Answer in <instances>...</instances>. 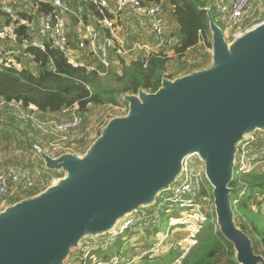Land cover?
Listing matches in <instances>:
<instances>
[{
	"label": "water",
	"instance_id": "water-1",
	"mask_svg": "<svg viewBox=\"0 0 264 264\" xmlns=\"http://www.w3.org/2000/svg\"><path fill=\"white\" fill-rule=\"evenodd\" d=\"M207 11L210 66L164 78L154 93L125 95L127 115L110 120L82 155L38 149L49 171L65 175L0 212V264H67L85 241L156 205L195 155L235 263L264 264L237 227L231 201L238 147L264 131V22L229 43Z\"/></svg>",
	"mask_w": 264,
	"mask_h": 264
},
{
	"label": "built area",
	"instance_id": "built-area-1",
	"mask_svg": "<svg viewBox=\"0 0 264 264\" xmlns=\"http://www.w3.org/2000/svg\"><path fill=\"white\" fill-rule=\"evenodd\" d=\"M87 1L93 3L100 13L97 24H86L84 14L78 12L76 14V11L69 6L66 0H0V11L8 21V24L0 30V68L22 70L25 66V60L31 59L27 52L30 47L42 51H46L48 47L55 49L63 54L68 63L75 68L94 69L96 67L90 63L95 61L104 65V67H109L113 64L111 57L114 54H120L127 58V55L130 57L136 52H147V56L155 53L164 54L168 57L169 50H172L175 58L184 63L186 70L191 69L192 71L206 64L204 55L210 53L211 49L207 46L203 37L194 48L176 53V50L181 46V41L169 32L166 11L167 0H157L152 3H144L142 0ZM209 1L218 16L222 17L228 26H237V29L232 33L224 32L225 35L232 34L233 40L241 37L247 30L254 27L251 23L257 9L262 5L261 0H258V6H254L253 0ZM23 2L28 5L26 12ZM43 4L51 6L52 10L41 12L40 7ZM28 10H31L30 13H28ZM68 14L75 15L79 20V29L73 34L65 22V17ZM88 18H90L89 15ZM136 22L139 26L137 32ZM21 26L27 28V33L19 37L18 30ZM146 34H151V44L143 40ZM167 50L168 55L165 54ZM5 105L7 104L0 99V107ZM9 106L14 107L23 119L31 121L34 127L51 136L50 142L53 141L49 142L50 151H45L49 155L56 157L67 153V150L74 152L76 155H82L87 151V148L75 150L62 147L63 143L68 142L69 134L79 130L84 123V116L80 113L78 106L64 110L58 117H40L41 115L38 114L35 107L24 109L21 104L16 102L11 103ZM235 169L237 176L264 173V131L255 132L239 145ZM204 171V164L198 156L186 158L182 175L169 192L161 194L157 210L142 208L123 219L116 227L119 228V235L121 236L124 232H131L139 226L151 227L156 225V221L151 214H156L160 208H166L171 203H178L182 208L192 207L201 213L200 206L197 204L196 199H192V196L197 189L205 188L200 185L202 182L198 184L201 179V172L204 173ZM50 172L45 166L42 174H35L24 165H10L0 171V195H7L9 190L12 191L13 196H17L20 192H42L45 190V175ZM246 189L247 187H244L242 192L245 191L246 193ZM262 207L263 204L259 206V209L264 212ZM188 217L191 219V215L188 214ZM173 222L176 224H173ZM178 224L190 225L188 221H183L181 218L170 220L167 235L172 229L176 228L175 226H179ZM189 231L188 236L186 235L187 237L184 238V242L196 238L195 232L190 228ZM106 236L85 241L81 249L73 254V256L78 254L80 260L74 262L75 259L73 258L71 261V258L67 264H76L89 257H93V260L97 258L95 254L103 252L111 245L109 243L110 239L105 242ZM167 237L164 238V241L166 244H170ZM155 244L145 250L141 257L156 256L162 246L158 245L154 248ZM177 245L181 246L180 242ZM124 257L126 256L119 257L114 254L107 259L100 260L103 263L98 264H118L120 261L124 263L131 262L126 260L127 257ZM133 259L137 260L138 258L134 257Z\"/></svg>",
	"mask_w": 264,
	"mask_h": 264
},
{
	"label": "trees",
	"instance_id": "trees-1",
	"mask_svg": "<svg viewBox=\"0 0 264 264\" xmlns=\"http://www.w3.org/2000/svg\"><path fill=\"white\" fill-rule=\"evenodd\" d=\"M142 1L152 3L157 0ZM86 2L83 16L85 23L97 24L100 19L99 11L93 3L87 0ZM207 8L212 9L213 17L219 24L218 14L207 0H167L166 11L172 12L173 18L179 26L178 38L181 41V46L176 50V53L194 48L200 42L201 37L206 40L207 46L211 49ZM51 10L49 5L43 4L40 7L41 12ZM76 14L78 13L76 12ZM65 22L69 30H73L78 26L79 20L75 15L68 14L65 17ZM26 33L27 28L21 26L18 30L19 37ZM27 52L31 59L25 60L22 70L0 68V99L7 104L0 107V111L11 109L9 105L16 102L21 104L24 109L35 107L38 114L41 115L40 117H47V114H60L74 106H78L80 113L84 114L90 106H117L120 102L125 101V95L138 94L140 90L154 93L161 87L164 78L175 79L180 75L192 72L191 69L186 70L183 62V66L180 68L168 69L169 61L174 58L166 57L164 54L154 53L145 58L138 57L128 61L121 59L117 64L113 63L109 67H104L95 61V64H90L96 68L89 69L73 67L63 54L49 47L46 51L30 47ZM175 60L179 61L177 58ZM31 65L35 71L31 70ZM9 114L11 113L9 112ZM11 118L6 123L0 121V125L7 127L3 132L1 130L0 145L3 144V138H9L5 144L7 146L18 142L19 147H23L22 144L24 145L26 142L28 148L34 150V144L29 142L26 130L21 129V125L15 118L12 116ZM24 122L33 129L31 121L24 119ZM231 187L233 189L231 201L237 227L252 239L255 253L259 254V248L264 249V213L260 210L255 213L249 205L256 190L259 191L260 196H264V173L236 175ZM244 187H247V190L244 197H241V190ZM36 194L38 193L27 192L25 197H32ZM198 195H207V191L202 189ZM20 200L21 198L14 199L10 205ZM159 200L160 198L158 202ZM253 203L258 206L262 205V202L256 198ZM153 207L157 210L158 203ZM149 229L151 228L148 226L147 230ZM153 244L149 243V246L148 244L145 246L151 247ZM117 246L119 247V245ZM112 253L114 250L111 246L95 255L98 259H107ZM187 254L182 258V264H236L232 244L219 233V230L214 233L213 224H206L197 238V244ZM172 255L169 253L153 258L146 256L143 257V262L145 264H172L180 257L181 252H177V255H173V257ZM261 255L264 257V250ZM137 257H141V254ZM92 260L93 257H89L81 262L82 264H92Z\"/></svg>",
	"mask_w": 264,
	"mask_h": 264
},
{
	"label": "rangeland",
	"instance_id": "rangeland-1",
	"mask_svg": "<svg viewBox=\"0 0 264 264\" xmlns=\"http://www.w3.org/2000/svg\"><path fill=\"white\" fill-rule=\"evenodd\" d=\"M69 6L73 8L74 11L78 13H82L81 10H84L85 5L87 4L86 0H66ZM209 1V0H207ZM254 6H258L259 2L258 0H253ZM262 5L257 9L254 20L251 23L253 26L259 25L264 22V0H261ZM209 4L211 2L209 1ZM24 16V15H23ZM218 22L219 26L222 28V30L226 33H232L237 29V26H228L225 22V20L218 16ZM2 29V28H0ZM78 28H74L73 31H77ZM211 35V34H210ZM226 40L231 43L233 42L232 34L225 35ZM209 41L212 42V36H209ZM170 53H172V50H169ZM165 54L168 55V50L165 51ZM131 59H136V54L124 59V61H128ZM204 62L206 64L204 65L205 68L210 66L212 63V48L210 53H206L204 55ZM115 60V58H114ZM121 61V58L116 57V61ZM123 60V59H122ZM169 67L168 69H176L183 66V63L179 60L171 59L169 61ZM203 66V67H204ZM34 67L31 65V70H33ZM198 67L195 69L197 70ZM35 71V69L33 70ZM14 108V107H13ZM3 109L0 111V121L1 122H8L12 118H15L17 120V123H19L22 130H26L29 137V142L34 144V150L28 148V144L25 142L23 147H19V143L14 142L11 146H7V142L9 141V138H3V144L0 145V171H3L10 165H18L15 163H20L21 165H24L25 167L29 168L31 171H33L35 174H42L44 172V162L40 157L39 150L42 149L43 151H50L49 150V144L50 142V135H47L43 131L37 129L36 127H33V129L29 126L28 123L24 122V119L19 115V112L15 109ZM129 110V104L124 101L120 102L117 106H111V105H105V106H90L88 111L82 114L84 116V123L80 126L79 130H77L74 133H70L68 138V142L63 143L62 147H68L73 148L75 150H78L79 148H82V150L88 148L92 145V143L100 136L101 131L103 128L109 123L110 120H112L115 117H121L127 115ZM9 112L11 114H9ZM60 114H47V117H58ZM15 116V117H14ZM1 124V123H0ZM7 127H4L0 125V134L1 130L2 132L6 130ZM11 140V139H10ZM50 142V143H49ZM6 146V147H5ZM37 148V149H36ZM65 151V150H63ZM67 153H73L70 150H67ZM59 172V173H55ZM51 171L48 175H45L44 179V188L47 189L50 186L54 185L58 179L62 178L65 174L62 175V172L60 171ZM61 173V174H60ZM205 173V171H204ZM201 172V179L198 181V184L202 182L200 185L205 188H199L195 191L194 195L192 196L193 200L196 199L197 204L200 206L201 213L192 207L182 208L179 206L178 203H171L166 208H162V210H159L156 214H151L153 219L156 221L157 226H151L149 230L148 227H137L133 229L131 232H124L122 235H119V228H116L114 230V233L111 232L107 234L105 242L110 239V248L112 246L114 253L111 255L115 256H126L127 261H131L130 263H124L120 261L118 264H145L143 262V257H137L139 254L142 255V253L147 250L149 246V243H156L154 248H156L158 245H161V249L159 253L156 254V256H164L169 253H172L173 255H177V252H181L180 257L173 262L172 264H182V258L184 256L188 255L187 253H190V251L194 248V246L197 244V238L202 233L203 228L206 226V224H213L214 226V233L218 231V228L216 226L215 220V208L213 203V197L212 194L213 191H211V185L209 184L207 178L205 177V174ZM235 175L237 174L236 169L234 170ZM203 190L207 191V195L199 196V192ZM243 190V189H242ZM241 190V191H242ZM247 190V189H246ZM41 191V190H39ZM38 191V192H39ZM12 191L9 190V193L7 195H0V212L4 210L6 207L10 206V202L14 199L26 198L27 192L23 193L20 192L17 196H13ZM40 193V192H39ZM245 191L241 192L240 196L244 197ZM255 198L262 202L264 210V196L259 195V191H255L254 196L250 200L249 207L251 210H253L255 213L259 212V206L257 204H253L255 201ZM152 209L154 207H151ZM264 213V212H263ZM188 214L191 215V219H189ZM241 214V213H239ZM181 218L183 221H188L190 225H179L175 226L176 228L172 229L170 233H168V224L170 220ZM245 219V218H244ZM199 220V221H198ZM152 222V221H151ZM173 224H176L173 222ZM191 226V227H189ZM172 228V227H171ZM189 228L190 230L195 232V239H190L187 242H184V238L187 237L186 234H189ZM118 236V239H116ZM167 237V240L170 241V244H166L164 241V238ZM89 239V238H88ZM180 242L181 246H178L177 244ZM119 243V244H116ZM148 246H145L147 245ZM119 245V247L117 246ZM148 247V248H145ZM106 248V249H108ZM153 248V249H154ZM259 254L263 252V248H259ZM116 251V252H115ZM82 252V251H80ZM172 255V257H173ZM134 257H137L138 259H133ZM147 257H149L147 255ZM155 257L154 256H151ZM75 259L80 260L78 258V254L72 256L71 261ZM143 258V259H142ZM83 259H85L83 257ZM102 259L94 258L92 260L93 264L103 263V261H100ZM76 264H82L81 261L77 262Z\"/></svg>",
	"mask_w": 264,
	"mask_h": 264
},
{
	"label": "crops",
	"instance_id": "crops-1",
	"mask_svg": "<svg viewBox=\"0 0 264 264\" xmlns=\"http://www.w3.org/2000/svg\"><path fill=\"white\" fill-rule=\"evenodd\" d=\"M23 6H24V8H26V10H25V12H26L27 11V6H28L27 3L23 2ZM30 11L31 10H28V13H30ZM81 12H83V14H84V10H81ZM31 17H33V16H31ZM167 22H168V27H169L170 34L172 36H175V37L178 38L179 37L178 36L179 35V26H178L177 22L174 20L172 12H170V11H167ZM7 24H8V21L6 19V16L0 11V28L3 29ZM77 28L79 29V25L77 26ZM2 29H0V30H2ZM138 29H139V26H138V24L136 22V32L138 31ZM70 32L73 34L75 31L71 30ZM143 40H145L146 42L151 44L152 43L151 34H146L145 37L143 38ZM147 55H148L147 52H140V53L136 52V58H138V57L145 58V57H147ZM116 57H119V58H121L123 60L126 58V57H123L120 54L119 55L114 54V56L111 57L114 64L118 63V60L116 61ZM168 57H170V58L172 57V58L175 59L173 53H170L168 55ZM114 58H115V60H114ZM181 76H183V75H180L179 77H181Z\"/></svg>",
	"mask_w": 264,
	"mask_h": 264
},
{
	"label": "bare ground",
	"instance_id": "bare-ground-1",
	"mask_svg": "<svg viewBox=\"0 0 264 264\" xmlns=\"http://www.w3.org/2000/svg\"><path fill=\"white\" fill-rule=\"evenodd\" d=\"M175 223V222H174Z\"/></svg>",
	"mask_w": 264,
	"mask_h": 264
}]
</instances>
